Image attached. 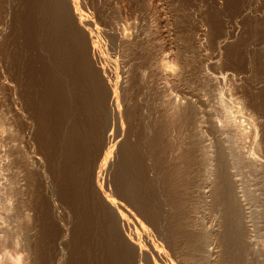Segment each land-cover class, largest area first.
<instances>
[{
    "label": "rangeland",
    "instance_id": "1",
    "mask_svg": "<svg viewBox=\"0 0 264 264\" xmlns=\"http://www.w3.org/2000/svg\"><path fill=\"white\" fill-rule=\"evenodd\" d=\"M61 8L95 78L65 77L95 138L65 173ZM107 223L126 264H264V0H0V264H94Z\"/></svg>",
    "mask_w": 264,
    "mask_h": 264
},
{
    "label": "bare ground",
    "instance_id": "2",
    "mask_svg": "<svg viewBox=\"0 0 264 264\" xmlns=\"http://www.w3.org/2000/svg\"><path fill=\"white\" fill-rule=\"evenodd\" d=\"M48 1V0H47ZM50 3V2H49ZM51 5V4H50ZM51 9V8H50ZM76 11V10H75ZM68 12V13H67ZM67 12H65V10H64V8H61L60 9V11H59V14L56 16V18H55V20L56 21H54L55 22V24L57 23L58 24V28L55 26V25H53V26H55L56 28H51L52 29V31L53 30H56V31H59V32H61V33H64V38L62 39V42H63V48H64V50L61 52V54H62V57H63V60H64V62L65 63H67L68 65H71L72 67H61V70H62V72H60L59 70H57V68H56V71L55 72H58V77L56 76V78H55V76H54V78H53V76H52V80L51 81H53V88H52V90H54V88H55V90H57V94H58V91H59V88H60V95H61V99H62V112H61V128H62V132H61V138H59L58 136H59V133L60 132H58L57 133V130H56V128H54L53 130H52V128L54 127V126H52V128H51V131H53V138H56L57 139V141H54L53 142V148H55V150L57 151V153H58V150L57 149H59V151H60V154L62 155V166H63V171H64V173H65V155H67V157H68V154H71L70 155V157H71V159H74L75 160V157H76V155L78 156L79 155V153H80V151L82 152V151H84L85 149H86V146L88 145V143L89 142H91L92 141V143H93V138H94V135H92V131L90 132V134L88 135L87 134V131L90 129L86 124H84V120H86L85 118L83 119L82 118V114H83V112H84V104L86 103V101L88 102V100H84V101H80V96H81V94L80 95H72L71 94V91L69 90V94L67 93V91H65V77L66 76H68V78L69 77H71V81H74V83L75 82H77L78 83V85L76 86V85H74V89L75 90H78V89H80V88H83L82 87V80L84 81V79L82 78V77H84V76H86L87 75V77H88V75L91 77V79L93 80V82H94V80H95V78H94V74H92L93 73V71H94V68L93 67H85L84 65V62H82V60H77V61H75L74 59H73V57L74 56H72L73 54H74V48H75V45H74V43L73 42H76V41H78L79 39H81V38H78L80 35L78 34V32L76 31V30H74V28L73 27H71L70 25H68L69 23H71V20H69V18L67 17L68 16V14H69V10H67ZM66 18V19H65ZM68 20H69V22H68ZM67 21V23L68 24H66L65 25V22ZM65 26V27H64ZM48 27H50V26H48ZM65 33H67V37L65 38ZM56 38H53L52 39V43H53V45L54 46H56L58 43L56 42ZM75 40V41H74ZM79 43H80V41H79ZM81 44H82V42H81ZM53 47V46H52ZM81 54V53H80ZM91 54V53H90ZM89 55V54H88ZM82 57V56H81ZM91 57V56H90ZM75 59H76V57H75ZM66 64V65H67ZM54 69V68H53ZM55 70V69H54ZM166 70V69H165ZM54 73V72H53ZM66 73V74H65ZM98 73V72H97ZM57 74V73H56ZM60 74H61V76H60ZM165 74V73H164ZM46 75V74H45ZM55 75V74H54ZM61 78V79H60ZM67 78V79H68ZM20 79H22V78H20ZM51 79V78H50ZM70 79V78H69ZM87 81H89V80H87ZM33 82V81H32ZM97 82V81H96ZM99 80H98V84H99ZM89 83H91V82H89ZM89 83H86L87 84V86H88V84ZM133 83V82H132ZM66 84H67V82H66ZM69 84V83H68ZM71 84V83H70ZM69 84V85H70ZM94 84H96V83H94ZM71 86V85H70ZM76 86V87H75ZM86 86V87H87ZM57 87H58V89H57ZM90 87V86H89ZM55 90H54V94H53V96L55 95L56 96V92H55ZM67 90V89H66ZM112 90V89H111ZM100 91V90H99ZM112 94V93H111ZM66 96H68V98H66ZM77 96H79V97H77ZM82 96H86L85 94H82ZM68 99V100H67ZM85 99V98H84ZM91 99V98H90ZM93 101V100H92ZM115 101V100H114ZM67 105H70V107L71 108H75L74 109V111H72V110H66V107L68 108V106ZM89 105H90V103H89ZM92 105V104H91ZM183 108V107H182ZM133 109V108H132ZM183 110V109H182ZM193 110V109H192ZM195 110V109H194ZM187 111V110H186ZM66 113V114H65ZM73 114V115H72ZM178 115V114H177ZM65 117H68V122L70 123V126H68L69 127V130H68V132H67V134H68V136H67V142H69L70 143V140H71V137H73V140H72V142H74L75 144H77V145H75L76 147L74 148V149H77L78 151H77V153H72V151L71 150H69L66 154H65ZM84 117V116H83ZM180 117V116H179ZM183 117V116H182ZM187 117V116H186ZM51 118V117H50ZM54 118V117H53ZM87 118V117H86ZM176 118H177V116H176ZM189 118V117H188ZM88 119V118H87ZM89 120V119H88ZM87 120V121H88ZM118 120V119H117ZM189 120V119H188ZM29 121V120H28ZM53 121V120H52ZM93 122V121H92ZM89 123V122H88ZM52 124V123H51ZM90 124V123H89ZM94 124V123H93ZM103 124V123H102ZM114 124V123H113ZM60 125V124H59ZM92 125H90V127H91ZM101 126V125H100ZM115 126H116V128H117V123H115ZM57 127V126H56ZM94 127V126H93ZM113 126H111V128H112ZM97 128V127H96ZM95 128V129H96ZM103 128H104V126H103ZM114 128V127H113ZM115 128V129H116ZM101 129H102V127H101ZM114 129V130H115ZM112 130V129H111ZM61 131V130H60ZM94 131H96V130H94ZM93 131V132H94ZM99 131V130H98ZM38 132V131H37ZM101 132L103 133V130H101ZM109 133H112V131H110ZM107 135V134H106ZM100 136V135H99ZM96 137V136H95ZM101 137V136H100ZM59 138V139H58ZM95 139V138H94ZM100 139V138H99ZM104 140H105V138H104ZM95 141V140H94ZM106 141V140H105ZM108 141V140H107ZM71 142V145H72V147H73V144L74 143H72ZM115 139L113 140H111V138H110V140L108 141V142H106V144H104V147H103V150L104 151H106L105 153H104V155H102V160H100L99 161V163L97 164V173H101L104 169H105V167H104V158H105V155H107V154H109V153H111L113 150H115L114 149V146H115ZM98 143V142H97ZM101 145V144H100ZM69 146V145H68ZM94 146V145H93ZM71 147V148H72ZM99 147V146H98ZM126 147V146H125ZM125 147H124V150H125ZM89 148V147H88ZM120 149V148H119ZM128 149V148H127ZM55 151V152H56ZM70 151H71V153H70ZM220 151V150H219ZM86 152H87V150H86ZM114 153V152H113ZM129 153V152H128ZM131 154H132V152H131ZM57 155V154H56ZM99 155V154H98ZM101 155V154H100ZM55 156V155H54ZM85 156H86V154H85ZM89 156V155H88ZM95 156V155H94ZM110 157H111V154L109 155ZM61 157V156H60ZM83 157V156H82ZM107 158V157H106ZM84 159H85V157H84ZM130 159V158H129ZM60 160H61V158H60ZM67 160V159H66ZM85 160H87V159H85ZM92 160V159H91ZM95 160V159H94ZM128 160V159H127ZM59 161V160H58ZM123 161V160H122ZM74 162V161H73ZM76 162H77V160H76ZM67 163V162H66ZM58 164V163H57ZM226 164V163H225ZM68 165V164H67ZM81 165V164H80ZM128 165V164H127ZM59 166H61V165H59ZM74 166V165H73ZM92 166V165H91ZM133 166V165H132ZM227 166V165H226ZM54 167V166H53ZM68 168V167H67ZM66 168V169H67ZM73 168V167H72ZM78 169H80V168H78ZM112 169V168H111ZM118 169V168H117ZM123 169V168H122ZM39 170V169H38ZM59 170V169H58ZM54 171V170H53ZM74 171H77V170H74ZM74 171H72V172H74ZM121 171V170H120ZM123 172V171H122ZM67 173H68V171H67ZM128 173V172H127ZM76 174V173H75ZM229 174V173H228ZM86 175V174H85ZM122 175H124V174H122ZM126 175V174H125ZM31 176V175H30ZM83 176V175H82ZM90 176V175H89ZM97 176H99V174L97 175ZM142 176V175H141ZM126 177H128V176H126ZM70 178V177H69ZM77 178V177H76ZM124 178V177H123ZM130 178V177H129ZM64 179V178H63ZM72 179H73V177H72ZM71 179V180H72ZM128 179V178H127ZM223 179H225V178H223ZM222 179V180H223ZM229 179V178H228ZM74 180V179H73ZM152 180V179H151ZM218 180V179H217ZM216 180V181H217ZM231 180V179H230ZM76 181V180H75ZM121 181V180H120ZM95 182V181H94ZM119 182V181H118ZM122 182V181H121ZM127 182V181H126ZM126 182H125V184H126ZM219 182V181H218ZM123 183V182H122ZM121 183V184H122ZM130 183V182H129ZM128 183V184H129ZM135 183V182H134ZM226 184V183H225ZM235 184V183H234ZM233 184V185H234ZM72 185V184H71ZM81 185V184H80ZM98 185V184H97ZM124 184H122L121 185V187L123 186ZM220 186H222L223 187V183H222V185H220ZM237 186V185H236ZM126 188V187H125ZM124 188V189H125ZM225 188H226V186L223 188V189H221V191L220 192H228L227 191V189L225 190ZM235 188H237V187H235ZM209 189V188H208ZM128 189H126L125 191H127ZM146 190V189H145ZM223 190V191H222ZM123 191V190H122ZM207 191V190H206ZM211 191V190H210ZM128 193H130V191H128L127 192V195H128ZM217 193H219V190H217ZM132 194V193H131ZM221 194V193H220ZM236 194V193H235ZM224 195V194H223ZM226 195H227V193H226ZM246 195V194H245ZM41 196V195H40ZM92 196V195H91ZM141 196V195H140ZM105 197V196H104ZM108 197V196H107ZM136 197V196H135ZM77 198V197H76ZM86 198V197H85ZM220 198V197H219ZM228 198V197H227ZM233 198V197H232ZM106 199H108V200H111V198H106ZM133 199V198H132ZM137 199H138V197H137ZM229 199V198H228ZM242 199V198H241ZM113 200V199H112ZM240 200V199H239ZM226 201V200H225ZM230 201V200H229ZM99 202V201H98ZM115 202V201H114ZM218 202V201H217ZM113 203V202H112ZM233 203V202H232ZM231 203V204H232ZM238 203V202H237ZM230 204V202H229V205H231ZM235 204V203H234ZM233 204V205H234ZM92 205V204H91ZM102 205V204H101ZM227 205H228V203H227ZM246 205V204H245ZM97 207V206H96ZM233 207V206H232ZM231 207V208H232ZM115 208V207H114ZM230 208V209H231ZM110 209V208H109ZM94 210V209H93ZM239 210V209H238ZM243 210V209H242ZM98 211V210H97ZM100 211V210H99ZM230 211V210H229ZM231 212L234 214L233 216L234 217H232V225L234 226V230L235 231H233V233H235V234H237V236H241V232L243 233V231H241V227L242 226H240L241 225V223H240V221H239V214H238V212H237V210H236V208L234 207L233 208V210H231ZM87 213V212H86ZM103 213H104V211H103ZM232 213H230V215L232 216ZM78 215V214H77ZM229 215V214H228ZM90 216V215H89ZM225 216V215H224ZM81 217V216H80ZM109 217H110V215H109ZM227 218V217H226ZM244 218V217H243ZM118 219V218H117ZM229 219H230V216H229ZM112 221V220H111ZM227 221V220H226ZM110 222V221H109ZM113 222V221H112ZM120 222V221H119ZM227 222H229V221H227ZM97 223V222H96ZM111 223V222H110ZM114 223V222H113ZM112 223V224H113ZM177 223V222H176ZM93 224V223H92ZM119 224V223H118ZM223 224V223H222ZM230 224V223H229ZM244 224V223H243ZM106 225V224H105ZM89 226V229H91L90 228V225H88ZM101 226V225H100ZM99 226V224H98V228H97V230L95 229V231H93L94 232V239H96V241H97V244H96V250H94V251H96V260H93L94 262V264H95V262L96 261H98V263L97 264H126L125 262H127L126 260L128 259L127 258V253L128 252H126L127 250L125 249V246H123V244H122V241H121V238H119V236H118V231H116V228H113V226H111L109 223H107V225L106 226H104L103 225V227H100ZM232 226V227H233ZM122 227V226H121ZM230 227V226H229ZM232 227H230V228H232ZM247 227V226H246ZM249 228V227H248ZM246 229V228H245ZM250 229V228H249ZM94 230V229H93ZM183 230V229H182ZM229 230V229H228ZM92 231V230H91ZM225 231V230H224ZM192 232V231H191ZM225 232H227V231H225ZM231 232H232V229H231ZM245 232V231H244ZM251 232V231H250ZM87 233V232H86ZM229 233V232H228ZM93 234V233H92ZM250 234V233H249ZM195 235V234H194ZM230 235H232V234H230ZM243 235V234H242ZM91 236V235H90ZM233 236H234V234H233ZM244 236V235H243ZM250 236V235H249ZM87 237H89V236H87ZM229 237V236H228ZM235 237V236H234ZM233 237V238H234ZM180 238V237H179ZM244 238V237H243ZM232 239V238H231ZM236 239V238H235ZM84 240V239H83ZM91 240L93 241V239L91 238ZM205 240V239H204ZM238 240H239V238H238ZM249 240V239H248ZM91 241V242H92ZM98 241H99V243H98ZM83 242V241H82ZM231 242H233V241H231ZM235 242V241H234ZM240 242H242V240L240 239ZM237 243V242H236ZM85 244V243H84ZM129 244V243H128ZM92 245V244H91ZM197 245V244H196ZM200 245V244H199ZM204 245V244H203ZM231 245H233V244H231ZM235 245V244H234ZM243 245V244H242ZM242 245H240V243H238V244H236V247L238 248V252H239V250L241 249V246ZM195 246V245H194ZM92 247V246H91ZM189 247V246H188ZM204 247V246H203ZM128 248V247H127ZM137 248V247H136ZM88 249V248H87ZM139 249V248H138ZM234 249H236L235 247H234ZM195 250V249H194ZM227 250V249H226ZM90 251V250H89ZM231 251H232V249H231ZM234 251V250H233ZM244 251V250H243ZM240 252H242L241 250H240ZM83 253V252H82ZM198 253V252H197ZM84 254V253H83ZM91 254H93V253H91ZM234 254V253H233ZM238 254V253H237ZM71 255V254H70ZM212 255V254H211ZM89 256H90V254H89ZM88 256V257H89ZM243 256V255H242ZM74 257H75V255H74ZM80 257V256H79ZM83 257V256H82ZM84 257H85V255H84ZM87 257V256H86ZM236 257H240V255L239 256H236ZM225 258V257H224ZM82 259H84V258H82ZM89 260H90V258H88ZM223 259V258H222ZM233 259V258H232ZM236 259H238V258H236ZM135 260V259H134ZM239 261L241 260V259H238ZM238 260H236V261H238ZM73 261V260H72ZM79 261V260H78ZM91 261H92V259H91ZM226 261V260H225ZM65 262H66V260H65ZM77 262V261H76ZM86 262V261H85ZM78 263V262H77ZM87 264V263H86ZM90 264V263H89ZM128 264V263H127ZM230 264H236V263H234L233 262V260H232V263H230ZM238 264V263H237ZM241 264V263H240Z\"/></svg>",
    "mask_w": 264,
    "mask_h": 264
}]
</instances>
